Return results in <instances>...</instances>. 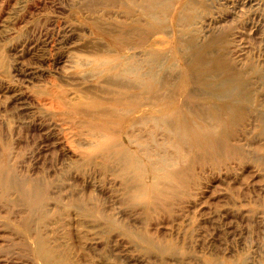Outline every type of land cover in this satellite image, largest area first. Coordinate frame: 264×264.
Instances as JSON below:
<instances>
[{
    "label": "rangeland",
    "instance_id": "374dc122",
    "mask_svg": "<svg viewBox=\"0 0 264 264\" xmlns=\"http://www.w3.org/2000/svg\"><path fill=\"white\" fill-rule=\"evenodd\" d=\"M160 1L0 0V264H264V0Z\"/></svg>",
    "mask_w": 264,
    "mask_h": 264
},
{
    "label": "bare ground",
    "instance_id": "6f19581e",
    "mask_svg": "<svg viewBox=\"0 0 264 264\" xmlns=\"http://www.w3.org/2000/svg\"><path fill=\"white\" fill-rule=\"evenodd\" d=\"M97 1H99V0H97ZM163 1L166 2L167 0H163ZM145 2H148V4H146ZM157 2H161V1L160 0H124V2H123L130 9V11H128L129 15H138L137 18L133 19L134 23L132 25L126 26V27L130 26V28H129L130 32L132 31V32H134V34L140 35V40H138V41L144 40V37L141 36L143 34L144 30H142V28H140L136 24L141 21L142 15L144 13H147V14H149V12L152 13L153 9L155 8L154 5ZM140 31H142V32H140ZM127 33L130 34L128 31H127ZM116 67L117 66L112 67V69H115ZM132 71L133 70H130V72H132ZM127 73H128L127 69L125 67H122L120 72H118V74L116 76L117 78L116 79L114 78L115 83L117 85L119 84V86H121L122 89L117 93V97L114 98V100H113V105L116 106L117 108L114 109L112 114L116 117L114 119V121L116 122L115 124L120 123V124H123L124 127L128 124L126 127V130L130 131L131 128H133L141 120H139L137 117L135 120H130L127 123V118L129 117V114L132 113L135 116L138 115L139 118L141 119L143 114H149L152 112L156 113L157 107L155 105L158 103H156V104L153 103L154 98H155V96H153L152 97L153 101L151 100L150 102H148V105H145V102H143L144 96H142V94H145L148 91H145L144 84H143L141 79L131 80V82L130 81L129 82H126V81L121 82L120 80H125V78L128 77ZM133 74H134V76H136L138 78L139 74L137 73V71L133 72ZM132 81H133V83H132ZM130 88H134V89L140 88L141 92L129 93V91H127V89H130ZM142 91H143V93H142ZM144 105L147 106L148 108H145ZM169 107H170V104L164 103L163 105H161L160 109L161 110H163V108L168 109ZM232 110H233V108H232ZM99 114H100L99 116L102 117V119H101L100 126H97V130H101V133H103V132L108 130V127H110V124H109L108 119H107V117L109 116V112L107 110H101L99 112ZM184 131L185 130L183 129V132ZM104 137L107 138V136H104ZM197 137L207 139V136H202L201 134H197ZM106 141H107L106 139L100 140V144L98 145L97 149H99V147L100 148L104 147V144L107 143ZM200 149H201V147H200ZM125 153H126V151H123V155L121 154L122 157L120 158L122 161L125 162V165L123 167V169H124L123 174L127 173V170L130 171L131 170L130 165L132 166V162L130 161L129 156L124 155ZM110 156L114 157V155H110ZM114 159H116V158H114ZM0 171L2 172V169H0ZM137 173L139 174V177L141 178V175H142L141 172H137ZM123 174H121V175H123ZM10 182H11L10 180L6 181L2 177H0V184H4L6 187H8ZM12 183H13V180H12ZM33 189L37 190L35 185H33ZM137 190H141V187L140 186L137 187ZM153 191L156 192V188H154Z\"/></svg>",
    "mask_w": 264,
    "mask_h": 264
}]
</instances>
